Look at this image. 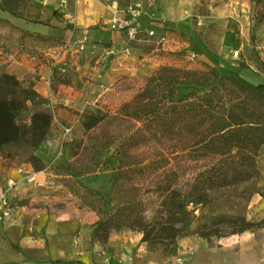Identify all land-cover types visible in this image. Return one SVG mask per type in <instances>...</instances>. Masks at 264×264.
Instances as JSON below:
<instances>
[{
    "label": "rangeland",
    "instance_id": "1",
    "mask_svg": "<svg viewBox=\"0 0 264 264\" xmlns=\"http://www.w3.org/2000/svg\"><path fill=\"white\" fill-rule=\"evenodd\" d=\"M151 1L158 7L157 11L166 9L168 15L153 20V22L143 17L144 19L140 20V25L144 32L134 44L148 59L158 56V58L164 57L165 61H162L154 72L137 74L133 77L127 76L121 85L109 92L105 99L96 103L98 107H88L78 123L57 124L49 138V141L54 142L52 151L49 152L50 148L45 146L40 149L44 153V164L38 163L37 167H42L40 172L47 173L46 184L39 188L42 200L32 202L30 196H15L9 190L3 191L0 201L4 198L5 205L0 208L1 223L15 208L35 207L43 211L45 222L48 223L54 218L71 221L67 224L70 226L85 224L94 228L100 219L114 216L112 221L115 227L111 229L110 236L125 234L141 236L143 239V235L139 233L137 217L139 218L144 209L148 211V218L154 215L153 211L159 204L156 199L159 194L147 191L157 187L158 179L154 176L143 179L136 174L116 181L118 161L110 159L111 155L121 149L128 150L130 161L136 164L148 163L150 160L160 161L161 165L169 167L179 164L185 166L186 178L198 170L194 167V162H186V159L181 157V149L187 143L183 130L177 131V135L165 136L160 141L152 138V141L141 144L139 138L136 137L135 140L127 143L132 132L140 125L119 116L123 105L131 102L145 86L147 80L163 66L198 74L208 73L207 66H210L217 68L222 76L235 72L251 84H264V0ZM18 10L21 15H25L32 22H38L43 17L45 21L42 23L46 24L50 18L49 13L39 15L40 11H36L34 5L27 3L26 0L25 3L20 4ZM174 18L178 19L180 23L188 22L189 28L176 27L172 22ZM3 23L0 21V33L14 30V27H10V25L6 29L7 25H2ZM149 30L155 31L153 37L147 36L146 32ZM38 39L35 35H31L29 40L31 46H34ZM192 45L206 52L208 59L213 61L212 64H208L195 56L194 52L187 50ZM54 46H57L56 43L49 44L47 52ZM237 52L239 55L236 57L235 53ZM230 90L234 89L230 88ZM198 91L201 90L198 88L182 90L183 94ZM233 95L236 98L241 97L239 93ZM248 106L257 113V116L261 117L260 120L264 119V100L259 103H249ZM95 108L109 117L97 128L87 132L83 127L85 117ZM32 112L31 109L28 114L21 117L19 123L23 124L28 121ZM65 127L72 130V137L68 141H64L62 138ZM1 153L13 158L16 163L30 164V157L35 154V151L20 145H11ZM176 157L178 159L174 160ZM254 161L258 174L245 184L219 192L217 195L223 199L203 210V219L195 222L194 231L177 241L173 251L164 246L152 249L143 243L145 251L157 255L163 260L180 264L181 258L192 256L199 249L197 241L202 238L194 234L196 229L210 220L212 215L219 214L222 211L221 204L223 201H227L231 207L235 208L233 213L243 216L250 223L252 231L230 235L233 231L231 228H224L220 222H212L205 226L201 233H218L221 238L213 237L210 242H219L222 246L235 243L231 249H235L237 252L219 255L220 258L217 259L221 263H224V259L225 261L230 259L232 264H244V261L247 264L254 261H256L255 264H264V145L256 151ZM211 163L212 161L207 160L203 165H211ZM26 191L24 194L36 192L34 189ZM223 193L227 196H224ZM141 201L144 207L140 206ZM129 204L136 206L132 205L130 214L133 218L127 222L123 221L124 217L121 214H123L124 207H128ZM195 214L200 216L201 211H196ZM119 224L122 226L116 230L118 227L116 225ZM238 225L235 230L239 231L240 223ZM230 227L232 226L230 225ZM188 239H191L192 242H189ZM183 240L188 242L182 244ZM239 241H244V245L242 243L240 247L248 248L246 249L248 253L238 254L241 249L238 246ZM253 245L257 247L255 257L251 252ZM244 255H246V260L242 258ZM197 257H199L200 264L210 261V256L203 253H197ZM72 264L84 263L76 260Z\"/></svg>",
    "mask_w": 264,
    "mask_h": 264
},
{
    "label": "trees",
    "instance_id": "2",
    "mask_svg": "<svg viewBox=\"0 0 264 264\" xmlns=\"http://www.w3.org/2000/svg\"><path fill=\"white\" fill-rule=\"evenodd\" d=\"M26 2L30 3L28 0ZM21 3H25V0H0V8L17 17ZM64 41L54 40L57 46L51 47L49 52L61 47ZM47 58L56 80L60 79L61 70L57 67L56 59L50 53ZM207 68L208 73L198 74L170 66L160 67L119 113L123 119L140 125L132 132L127 143L136 137L141 144L152 141V138L160 141L183 130L187 143L181 149V157L186 162H194L198 170L186 178L185 166L179 164L169 167L155 160L136 164L130 161L128 150L121 149L111 155L110 159L118 161L116 181L136 174L143 179L153 176L158 179L157 187L147 191L159 194L154 215L148 218V211L144 209L137 217L139 233L143 235L142 243L152 249L164 246L173 251L177 241L194 231L195 222L203 219V210L223 199L217 195L219 192L245 184L258 174L254 155L264 145V119L260 120L261 117L248 105L264 100V84H251L235 72L222 76L217 68ZM184 88H198L201 91L183 94ZM234 93H239L241 97H234ZM47 105L48 101L37 93L33 84H24L0 65V152L11 145L30 148L35 154L31 155L29 163L37 171L42 170V167H37L38 163L44 164V153L40 149L49 141L54 129V115L46 109ZM31 109L33 112L28 121L20 124L19 119ZM108 117L101 110L92 109L85 117L83 127L90 132ZM39 150L41 154L36 152ZM207 160L212 161L211 165H203ZM132 205L124 207L121 214L123 221L128 222L133 218L130 214ZM140 206L144 207L142 201ZM220 208L222 211L212 215L194 234L208 242L213 237L221 238L218 233H201L212 222H220L224 228H231L233 231L230 235L252 231L250 223L243 216L233 213L235 208L227 201H223ZM196 211H201V215L196 216ZM113 217H105L95 224L94 241L107 243L111 229L115 227ZM239 223L241 229L238 231L235 228ZM116 226V230H119L122 225Z\"/></svg>",
    "mask_w": 264,
    "mask_h": 264
},
{
    "label": "crops",
    "instance_id": "3",
    "mask_svg": "<svg viewBox=\"0 0 264 264\" xmlns=\"http://www.w3.org/2000/svg\"><path fill=\"white\" fill-rule=\"evenodd\" d=\"M28 1L36 11H40L39 15L49 13V21L36 24L25 15L16 17L0 8V20L4 21L2 25H7L6 29L8 25L14 27V30L0 33V65L24 84H33L37 93L48 101L46 109L54 115V128L57 124L78 123L88 107H98L96 103L105 99L127 76L154 72L165 61L164 57L158 56L148 59L135 42L128 40L125 33L113 32L109 27L116 9L126 11L130 6L139 8L140 20L144 17L153 22L168 15L166 9L157 11L158 7L151 0ZM39 21L42 23L45 20L42 17ZM172 22L184 29L190 26L188 22L180 23L176 18ZM84 32L90 34L92 45L86 53L68 57L64 63L58 64L61 74L60 79L56 80L47 58L48 45L54 40L69 39L72 35L76 39ZM31 35L43 38L31 46ZM47 38L52 40H45ZM111 47L121 50L130 47L131 54H119L100 64L99 57ZM187 50L212 64L206 52L193 45ZM52 144V141L45 144L46 148H50L49 152L53 149ZM38 154H41L40 151ZM30 179L34 181L29 182ZM46 182V172L36 171L28 163H16L13 158L0 152V195L9 190L15 196H30L32 202H38L42 200L39 188ZM33 189L35 193L24 194L26 190ZM42 212L35 207L15 208L3 223L0 222V264H54L76 260L84 264H179L146 252L141 236L114 234L108 243L102 244L93 240L91 226H70L67 224L71 221L54 218L47 223ZM188 241L192 242L191 239ZM188 241L183 240L182 244ZM242 243L244 245V241H239L238 246ZM197 244L199 249L195 254L181 258L180 264H200L197 253L210 256V261L202 264H232L230 259H224V263H221L218 256L237 252L231 249L234 242L222 246L219 242L200 239ZM240 248L238 254L248 253V248ZM256 248L253 245V256ZM242 258L246 260V255ZM244 264L247 263L244 261Z\"/></svg>",
    "mask_w": 264,
    "mask_h": 264
},
{
    "label": "built area",
    "instance_id": "4",
    "mask_svg": "<svg viewBox=\"0 0 264 264\" xmlns=\"http://www.w3.org/2000/svg\"><path fill=\"white\" fill-rule=\"evenodd\" d=\"M141 12L138 8L130 6L126 11L116 9L115 16L112 23L109 25L110 30L117 33H125L130 42H136L143 34V30L140 25ZM147 36L153 37L155 35L154 30L146 32ZM92 45V39L88 32H84L76 39L72 35L69 39H66L61 47L56 50H51L49 53L56 59V64L62 63L69 55L79 56L87 52L88 48ZM119 54H131V48L125 49L107 48L103 54L99 57L100 64H104L109 58L116 57ZM239 53H235L237 57ZM72 137V130L70 128H63L62 138L64 141L70 140ZM34 179H30L29 182H33ZM5 205V199L0 201V208Z\"/></svg>",
    "mask_w": 264,
    "mask_h": 264
}]
</instances>
